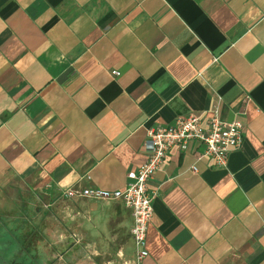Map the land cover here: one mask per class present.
Returning <instances> with one entry per match:
<instances>
[{
  "label": "crops",
  "instance_id": "crops-1",
  "mask_svg": "<svg viewBox=\"0 0 264 264\" xmlns=\"http://www.w3.org/2000/svg\"><path fill=\"white\" fill-rule=\"evenodd\" d=\"M215 111L242 143L171 148L140 262L122 201L68 200L76 264H264V0H0V188H124L150 128Z\"/></svg>",
  "mask_w": 264,
  "mask_h": 264
},
{
  "label": "built area",
  "instance_id": "built-area-1",
  "mask_svg": "<svg viewBox=\"0 0 264 264\" xmlns=\"http://www.w3.org/2000/svg\"><path fill=\"white\" fill-rule=\"evenodd\" d=\"M120 75L119 71L113 72ZM243 140V124L240 120H224L215 111L204 118L198 112L179 116L173 123L150 128L144 142L146 161L135 171L129 172V181L124 188L106 189L97 186H72L62 193L67 198H90L96 200H120L132 211L134 223L131 234L138 248V261L148 255L147 234L154 215L153 199L156 193L150 190V181L164 164L173 147L188 151L190 144L197 142L202 147L198 158H209L216 166H227L232 151ZM195 170V167H194Z\"/></svg>",
  "mask_w": 264,
  "mask_h": 264
},
{
  "label": "rangeland",
  "instance_id": "rangeland-1",
  "mask_svg": "<svg viewBox=\"0 0 264 264\" xmlns=\"http://www.w3.org/2000/svg\"><path fill=\"white\" fill-rule=\"evenodd\" d=\"M69 199L21 179L1 187L0 264H76V238L66 226Z\"/></svg>",
  "mask_w": 264,
  "mask_h": 264
},
{
  "label": "flooded vegetation",
  "instance_id": "flooded-vegetation-1",
  "mask_svg": "<svg viewBox=\"0 0 264 264\" xmlns=\"http://www.w3.org/2000/svg\"><path fill=\"white\" fill-rule=\"evenodd\" d=\"M2 258H0V262H2V260H1ZM4 262V261H3Z\"/></svg>",
  "mask_w": 264,
  "mask_h": 264
}]
</instances>
